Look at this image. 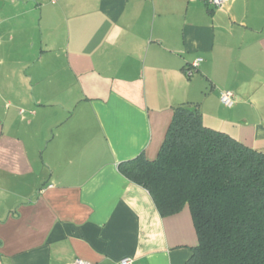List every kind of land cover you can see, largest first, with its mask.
Returning <instances> with one entry per match:
<instances>
[{
	"label": "crops",
	"instance_id": "obj_1",
	"mask_svg": "<svg viewBox=\"0 0 264 264\" xmlns=\"http://www.w3.org/2000/svg\"><path fill=\"white\" fill-rule=\"evenodd\" d=\"M185 102L264 152V0H0V264H186L189 205L119 170Z\"/></svg>",
	"mask_w": 264,
	"mask_h": 264
},
{
	"label": "trees",
	"instance_id": "obj_2",
	"mask_svg": "<svg viewBox=\"0 0 264 264\" xmlns=\"http://www.w3.org/2000/svg\"><path fill=\"white\" fill-rule=\"evenodd\" d=\"M119 170L161 215L189 205L199 242L186 264H264V152L206 126L199 104L174 108L157 158L141 153Z\"/></svg>",
	"mask_w": 264,
	"mask_h": 264
},
{
	"label": "built area",
	"instance_id": "obj_3",
	"mask_svg": "<svg viewBox=\"0 0 264 264\" xmlns=\"http://www.w3.org/2000/svg\"><path fill=\"white\" fill-rule=\"evenodd\" d=\"M51 3H57L58 0H49ZM209 3L220 7L222 6L226 0H208ZM201 62V58L195 59L187 68L186 73L189 76H193L194 73L197 71ZM221 101L224 105L231 107L236 103V94L230 89H224L220 95ZM121 264H132L133 259L131 257L123 258L120 262ZM69 264H91V262L84 260L82 258H76L75 260L71 261Z\"/></svg>",
	"mask_w": 264,
	"mask_h": 264
}]
</instances>
